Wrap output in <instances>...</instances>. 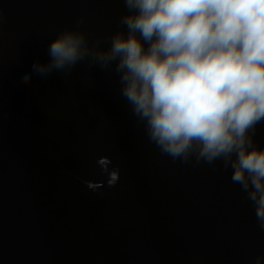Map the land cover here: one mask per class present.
<instances>
[{
    "label": "water",
    "instance_id": "water-1",
    "mask_svg": "<svg viewBox=\"0 0 264 264\" xmlns=\"http://www.w3.org/2000/svg\"><path fill=\"white\" fill-rule=\"evenodd\" d=\"M125 13L118 0H0V264H254L264 229L232 170L162 155L114 71L83 62L21 85L59 32L83 17L107 47ZM105 156L120 179L93 192Z\"/></svg>",
    "mask_w": 264,
    "mask_h": 264
},
{
    "label": "clouds",
    "instance_id": "clouds-1",
    "mask_svg": "<svg viewBox=\"0 0 264 264\" xmlns=\"http://www.w3.org/2000/svg\"><path fill=\"white\" fill-rule=\"evenodd\" d=\"M118 2L126 32H114L103 47L104 38L90 41L81 30V17L50 41L48 62L34 61L21 85L33 74L67 75L83 62L114 71L148 141L173 161L230 168L264 229V148L255 142L264 122V0ZM96 163L107 179L85 181L87 188L115 187L119 169L106 156Z\"/></svg>",
    "mask_w": 264,
    "mask_h": 264
}]
</instances>
